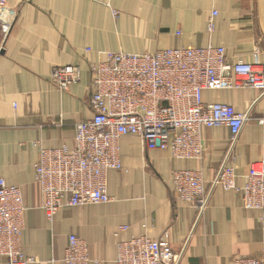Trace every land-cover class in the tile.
<instances>
[{
    "label": "crops",
    "instance_id": "obj_1",
    "mask_svg": "<svg viewBox=\"0 0 264 264\" xmlns=\"http://www.w3.org/2000/svg\"><path fill=\"white\" fill-rule=\"evenodd\" d=\"M4 1L0 22L9 23V30L0 27V177L23 196L22 253L35 264H63L68 236L74 235L87 244L90 264H116L118 243L167 233L177 264H232L238 257L264 264L263 221L259 211L245 209L241 193L215 189L197 218L172 183L174 171L190 170L208 186L231 146L226 127H203L198 160L148 150L138 137L125 135L118 142L123 169L107 174L110 202L64 206L52 222L39 209L34 180L40 148L76 149V124L92 118L89 67L98 52L221 47L229 64L256 63L264 75V0ZM59 66L80 69V80L67 92L51 80ZM202 96L206 104L248 114L230 152L241 184L251 163L264 161V99L251 88L204 90Z\"/></svg>",
    "mask_w": 264,
    "mask_h": 264
},
{
    "label": "built area",
    "instance_id": "obj_2",
    "mask_svg": "<svg viewBox=\"0 0 264 264\" xmlns=\"http://www.w3.org/2000/svg\"><path fill=\"white\" fill-rule=\"evenodd\" d=\"M6 11L0 0V12ZM212 13L209 28L213 27ZM5 33L9 23L0 22ZM86 52H90L89 49ZM104 58L90 64V120L75 126L76 149L40 148L34 165V180L42 197L39 209L46 222H52L64 206L78 208L110 202L107 174L122 171L119 140L125 135L141 139L148 150L168 152L180 160H198L204 150L201 130L228 128L230 149L205 185L193 171H174L172 183L179 201L194 208L197 218L205 212L215 189L242 194L243 206L260 212L264 227V161L249 166L244 182L237 183L230 165V152L248 120L225 104L203 102L204 90L254 89L264 99V75L256 63L229 64L225 49L207 46L166 49L153 54L98 52ZM52 83L67 92L80 80V69L55 67ZM264 122V121H263ZM26 208L19 187H9L0 177V261L3 264H35L22 253L21 235ZM122 227L120 231H126ZM63 264H90L88 246L74 235L68 236ZM116 264H177L168 234L158 240L146 234L131 237L117 245ZM232 264H261L257 259L238 257Z\"/></svg>",
    "mask_w": 264,
    "mask_h": 264
},
{
    "label": "rangeland",
    "instance_id": "obj_3",
    "mask_svg": "<svg viewBox=\"0 0 264 264\" xmlns=\"http://www.w3.org/2000/svg\"><path fill=\"white\" fill-rule=\"evenodd\" d=\"M0 29H2V28H0ZM1 33H2V31H1Z\"/></svg>",
    "mask_w": 264,
    "mask_h": 264
}]
</instances>
